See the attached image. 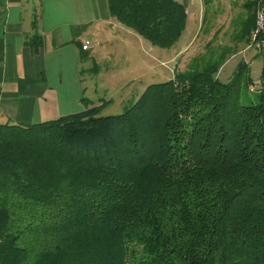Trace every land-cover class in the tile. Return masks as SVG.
Listing matches in <instances>:
<instances>
[{
	"label": "trees",
	"instance_id": "obj_1",
	"mask_svg": "<svg viewBox=\"0 0 264 264\" xmlns=\"http://www.w3.org/2000/svg\"><path fill=\"white\" fill-rule=\"evenodd\" d=\"M106 1L152 46L183 34L175 0ZM222 60H192L115 116L0 125V264H264V77L244 104L245 65L221 82Z\"/></svg>",
	"mask_w": 264,
	"mask_h": 264
},
{
	"label": "crops",
	"instance_id": "obj_2",
	"mask_svg": "<svg viewBox=\"0 0 264 264\" xmlns=\"http://www.w3.org/2000/svg\"><path fill=\"white\" fill-rule=\"evenodd\" d=\"M175 1L188 15L197 0ZM106 6V0H0V125L55 120L93 104L84 87L91 74L82 69L94 63V41L112 32L137 35ZM34 33L42 40L36 52L27 45Z\"/></svg>",
	"mask_w": 264,
	"mask_h": 264
},
{
	"label": "rangeland",
	"instance_id": "obj_3",
	"mask_svg": "<svg viewBox=\"0 0 264 264\" xmlns=\"http://www.w3.org/2000/svg\"><path fill=\"white\" fill-rule=\"evenodd\" d=\"M243 2L197 0L186 16L183 34L166 49L152 46L136 34L112 32L108 40L94 41L91 51L94 63L90 61L85 65L87 68L82 69L86 75L90 72L92 80L89 83L85 77L86 95L93 101L90 106L85 104L86 108L104 104L98 116L121 114L148 84L170 80L174 73L188 69L194 59L200 63L219 57L223 60L217 79L227 82L243 63V82L247 83L248 79L251 82L243 88L241 101L256 103L264 77V43L250 38L253 28L247 35L243 34L242 22L248 15ZM256 8L255 2V13Z\"/></svg>",
	"mask_w": 264,
	"mask_h": 264
},
{
	"label": "built area",
	"instance_id": "obj_4",
	"mask_svg": "<svg viewBox=\"0 0 264 264\" xmlns=\"http://www.w3.org/2000/svg\"><path fill=\"white\" fill-rule=\"evenodd\" d=\"M256 2V19L255 27L250 32V38L254 42L261 41L264 43V0H254ZM88 42H86L82 47L83 49L87 48Z\"/></svg>",
	"mask_w": 264,
	"mask_h": 264
}]
</instances>
